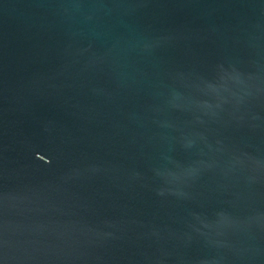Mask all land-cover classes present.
I'll list each match as a JSON object with an SVG mask.
<instances>
[{"label":"water","instance_id":"1","mask_svg":"<svg viewBox=\"0 0 264 264\" xmlns=\"http://www.w3.org/2000/svg\"><path fill=\"white\" fill-rule=\"evenodd\" d=\"M0 264H264V0H0Z\"/></svg>","mask_w":264,"mask_h":264}]
</instances>
